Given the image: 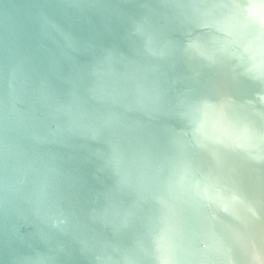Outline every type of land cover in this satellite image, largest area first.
Masks as SVG:
<instances>
[{"label": "water", "instance_id": "1", "mask_svg": "<svg viewBox=\"0 0 264 264\" xmlns=\"http://www.w3.org/2000/svg\"><path fill=\"white\" fill-rule=\"evenodd\" d=\"M0 264H264V0H0Z\"/></svg>", "mask_w": 264, "mask_h": 264}]
</instances>
